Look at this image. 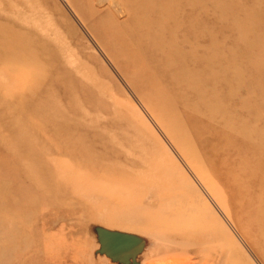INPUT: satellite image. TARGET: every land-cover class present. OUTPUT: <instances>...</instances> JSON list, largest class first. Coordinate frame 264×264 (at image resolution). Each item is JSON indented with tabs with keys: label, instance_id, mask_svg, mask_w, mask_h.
I'll return each instance as SVG.
<instances>
[{
	"label": "rangeland",
	"instance_id": "obj_1",
	"mask_svg": "<svg viewBox=\"0 0 264 264\" xmlns=\"http://www.w3.org/2000/svg\"><path fill=\"white\" fill-rule=\"evenodd\" d=\"M97 2L0 0V264H264V0Z\"/></svg>",
	"mask_w": 264,
	"mask_h": 264
},
{
	"label": "water",
	"instance_id": "obj_2",
	"mask_svg": "<svg viewBox=\"0 0 264 264\" xmlns=\"http://www.w3.org/2000/svg\"><path fill=\"white\" fill-rule=\"evenodd\" d=\"M98 232L101 252L121 264H135L137 256L144 249V239L136 234L104 228Z\"/></svg>",
	"mask_w": 264,
	"mask_h": 264
},
{
	"label": "bare ground",
	"instance_id": "obj_3",
	"mask_svg": "<svg viewBox=\"0 0 264 264\" xmlns=\"http://www.w3.org/2000/svg\"><path fill=\"white\" fill-rule=\"evenodd\" d=\"M148 1V0H147ZM152 1V0H151ZM155 0H153V2H154ZM98 2H100V4H102L103 2H106V3H108L109 4V6H111L115 11H117V12H124L123 11V7L121 6V4H120V2H119V0H98ZM97 2V3H98ZM100 4H97V6L98 5H100ZM104 4V3H103ZM161 5H162V3H161ZM167 8V7H166ZM11 11V10H10ZM32 11H33V9H32ZM35 11V10H34ZM165 11V10H164ZM18 12V11H17ZM39 12H41V11H39ZM163 12V11H162ZM163 14V13H162ZM74 15V14H73ZM123 15H124V13H123ZM36 17V16H35ZM147 18H148V16H146ZM21 18V17H20ZM35 19V18H34ZM100 20V19H99ZM164 21V20H163ZM58 22V21H57ZM59 23H61V22H59ZM127 23V22H126ZM144 23V22H143ZM164 23V22H163ZM43 24V23H42ZM146 24V26H147V23H145ZM21 25V24H20ZM22 26H24V25H22ZM63 26V25H62ZM61 26V27H62ZM44 27V26H43ZM46 27V26H45ZM112 27V26H111ZM19 28V27H18ZM27 28H29V27H27ZM47 28V27H46ZM170 29V28H169ZM25 30V29H24ZM35 30V29H34ZM52 30V29H51ZM41 31V30H40ZM35 32V31H34ZM54 32V31H53ZM125 32V31H124ZM68 33V32H67ZM55 34V33H54ZM165 35V34H164ZM76 36V35H75ZM107 36V35H106ZM176 36V35H175ZM34 38V37H33ZM69 38V37H68ZM35 39V38H34ZM170 39V38H169ZM31 40V39H30ZM51 40V39H50ZM107 40V39H106ZM36 41V40H35ZM3 44H4V42H3ZM1 46V45H0ZM56 46V45H55ZM5 47V46H4ZM181 47V46H180ZM9 48V47H8ZM33 48V47H32ZM63 51V50H62ZM67 51H69V50H67ZM78 51V50H77ZM66 52V51H65ZM73 52V51H72ZM76 52V51H75ZM7 53V52H6ZM60 53V52H59ZM71 53V52H70ZM169 53H171V52H169ZM8 54V53H7ZM69 54V53H68ZM77 54H79V53H77ZM21 55V54H20ZM64 55V54H63ZM66 55V54H65ZM65 57V56H64ZM7 58V57H6ZM82 58V57H81ZM18 59V58H17ZM14 60V59H13ZM83 60V59H82ZM18 61V60H17ZM4 62V61H3ZM84 62V61H83ZM88 62V61H87ZM14 63V62H13ZM15 65V64H14ZM80 65V64H79ZM185 65V64H184ZM60 98V97H59ZM81 129V128H80ZM110 156V155H109ZM124 158V157H123ZM108 159V158H107ZM106 159V160H107ZM112 160V159H111ZM116 162V161H115ZM119 162V161H118ZM104 163H106V162H104ZM103 164V163H102ZM118 164V163H117ZM121 164V163H120ZM131 166V165H130ZM92 167V166H91ZM95 168V167H94ZM102 168V167H101ZM100 168V169H101ZM129 168V167H128ZM96 169V168H95ZM99 169V168H98ZM139 169V168H138ZM129 170H130V168H129ZM89 172V171H88ZM91 172V171H90ZM107 174V173H106ZM152 175V174H151ZM150 175V176H151ZM97 177V176H96ZM102 177V176H101ZM200 178V177H199ZM118 183V182H117ZM136 183V182H135ZM211 183V182H210ZM209 184V183H208ZM111 185V184H110ZM200 185V184H199ZM204 185V184H203ZM167 186V185H166ZM216 186V185H215ZM195 188V187H194ZM203 188V187H202ZM201 188V189H202ZM149 189H151L152 191H156L155 190V188H149ZM162 191H160V192H158L157 191V193L156 192H152V194H154V193H156V194H159L160 193V200H158V199H155L153 196H156V194H154V195H149V196H146V197H148V199H146V197H145V193L144 194H138L137 195V197H141L142 198V201L145 203V206L143 205H141V203L139 204V203H136L135 204V209H136V213H137V216H134V220H136V221H139V222H141V223H145V224H149V223H151V222H154L153 220H154V218H152L151 216L152 215H150V213H147V214H149V215H146V213L145 214H143V213H141L142 212V210L144 211V212H146V210L145 209H147L148 207H149V205H158V207L155 209V210H150V209H147V210H150V212L154 215V216H160V215H168V214H170V215H173V213L170 211V210H172V207L173 206H171V203H168V201H166V199H168L169 197H171V198H169L168 200H172V198L174 199V202L175 201H179L178 200V198H177V196H176V194H173V192L172 191H169V190H167V189H161ZM204 190V189H203ZM206 190H208V189H206ZM200 191V190H199ZM211 191V190H210ZM217 191V190H216ZM178 192V191H177ZM202 192V191H201ZM214 192V191H213ZM179 193V192H178ZM211 193V192H210ZM202 194V193H201ZM212 194V193H211ZM216 194H218V192L216 193ZM143 195V196H142ZM203 195V194H202ZM214 195H215V192H214ZM207 196V195H206ZM217 196V195H216ZM219 198H221V196L219 197ZM145 200V201H144ZM218 200V199H217ZM219 201H220V199H219ZM174 205V204H173ZM173 210H174V208H173ZM111 213V212H110ZM174 214H176V213H174ZM177 216V215H176ZM121 222H123V221H118V223H121ZM124 223V222H123ZM128 224V223H127ZM122 225V224H121ZM175 229V228H174ZM182 235V234H181ZM188 237V236H187ZM185 238V237H184ZM195 238V237H194ZM192 239V238H191ZM198 241V240H197ZM200 242H202V241H200Z\"/></svg>",
	"mask_w": 264,
	"mask_h": 264
}]
</instances>
